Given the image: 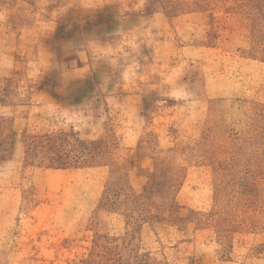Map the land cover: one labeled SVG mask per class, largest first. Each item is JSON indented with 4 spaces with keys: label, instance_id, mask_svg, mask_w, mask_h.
I'll return each instance as SVG.
<instances>
[{
    "label": "rangeland",
    "instance_id": "rangeland-1",
    "mask_svg": "<svg viewBox=\"0 0 264 264\" xmlns=\"http://www.w3.org/2000/svg\"><path fill=\"white\" fill-rule=\"evenodd\" d=\"M0 264H264V0H0Z\"/></svg>",
    "mask_w": 264,
    "mask_h": 264
},
{
    "label": "crops",
    "instance_id": "crops-1",
    "mask_svg": "<svg viewBox=\"0 0 264 264\" xmlns=\"http://www.w3.org/2000/svg\"><path fill=\"white\" fill-rule=\"evenodd\" d=\"M148 5H149V7H148V8H150V6H152V2H151V3H148V4H147V6H148Z\"/></svg>",
    "mask_w": 264,
    "mask_h": 264
}]
</instances>
